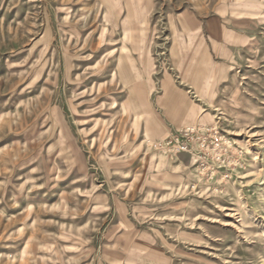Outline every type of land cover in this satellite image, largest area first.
<instances>
[{
  "label": "rangeland",
  "instance_id": "374dc122",
  "mask_svg": "<svg viewBox=\"0 0 264 264\" xmlns=\"http://www.w3.org/2000/svg\"><path fill=\"white\" fill-rule=\"evenodd\" d=\"M0 264H264V0H0Z\"/></svg>",
  "mask_w": 264,
  "mask_h": 264
},
{
  "label": "built area",
  "instance_id": "2783aa9c",
  "mask_svg": "<svg viewBox=\"0 0 264 264\" xmlns=\"http://www.w3.org/2000/svg\"><path fill=\"white\" fill-rule=\"evenodd\" d=\"M153 147L163 153L188 154L196 160L200 172L224 174L240 164L238 150L217 126L187 125L159 140Z\"/></svg>",
  "mask_w": 264,
  "mask_h": 264
}]
</instances>
